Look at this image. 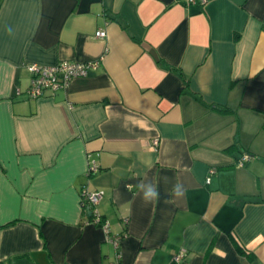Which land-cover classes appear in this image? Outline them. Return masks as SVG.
<instances>
[{
  "label": "crops",
  "instance_id": "1",
  "mask_svg": "<svg viewBox=\"0 0 264 264\" xmlns=\"http://www.w3.org/2000/svg\"><path fill=\"white\" fill-rule=\"evenodd\" d=\"M93 60L25 94L28 63ZM176 181L186 197L166 203ZM83 187L103 191L117 247ZM181 248V264H264V0H0V264H175Z\"/></svg>",
  "mask_w": 264,
  "mask_h": 264
},
{
  "label": "built area",
  "instance_id": "2",
  "mask_svg": "<svg viewBox=\"0 0 264 264\" xmlns=\"http://www.w3.org/2000/svg\"><path fill=\"white\" fill-rule=\"evenodd\" d=\"M184 5L193 3H199L203 5L207 0H178ZM96 37H105L106 31L98 29L95 31ZM98 61H86V62H69L62 61L54 65H44L36 62L28 63L25 67L29 73V85L25 90V94L29 98H38L44 96L46 93H54L58 90L65 89L70 82L79 77H84L88 74V71L95 69L98 65ZM18 94L20 91L17 92ZM159 144V139L153 140L152 146L155 148ZM249 158L248 154H244L239 160L238 164H243L245 160ZM97 171V166L92 164L88 167L86 173L88 175ZM210 172H213L211 170ZM207 181L209 179L207 178ZM103 196L102 190L91 191L87 187H83L80 191V199L82 208L91 212V222L102 228L106 234V239L110 241L114 247H117L121 236H111L109 234V224L96 210V205L99 203ZM186 255V250L181 248L176 254H174L172 261L175 264H181Z\"/></svg>",
  "mask_w": 264,
  "mask_h": 264
},
{
  "label": "clouds",
  "instance_id": "3",
  "mask_svg": "<svg viewBox=\"0 0 264 264\" xmlns=\"http://www.w3.org/2000/svg\"><path fill=\"white\" fill-rule=\"evenodd\" d=\"M6 33L11 35V27L6 28ZM167 180V178H165ZM128 187V186H126ZM137 195L140 196L141 200L145 205L153 204L160 200L161 193L159 187L156 183L151 180H140L136 185ZM187 189L184 184L180 181H176L172 184L171 190L169 192L170 200L165 201L166 203H171L173 201L182 200L186 197ZM223 256L224 254L221 253Z\"/></svg>",
  "mask_w": 264,
  "mask_h": 264
},
{
  "label": "trees",
  "instance_id": "4",
  "mask_svg": "<svg viewBox=\"0 0 264 264\" xmlns=\"http://www.w3.org/2000/svg\"><path fill=\"white\" fill-rule=\"evenodd\" d=\"M221 111H224L225 112V111H228V110L225 109V110H221Z\"/></svg>",
  "mask_w": 264,
  "mask_h": 264
}]
</instances>
